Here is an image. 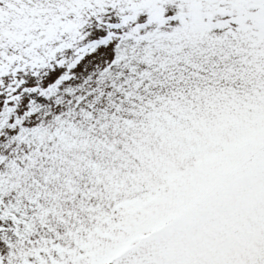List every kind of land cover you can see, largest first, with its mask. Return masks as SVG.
Returning <instances> with one entry per match:
<instances>
[{
    "label": "snow or ice",
    "instance_id": "6c2138e0",
    "mask_svg": "<svg viewBox=\"0 0 264 264\" xmlns=\"http://www.w3.org/2000/svg\"><path fill=\"white\" fill-rule=\"evenodd\" d=\"M0 264H264V0H0Z\"/></svg>",
    "mask_w": 264,
    "mask_h": 264
}]
</instances>
